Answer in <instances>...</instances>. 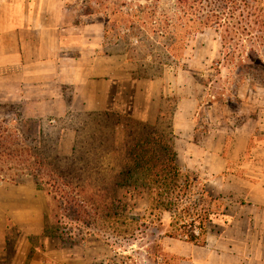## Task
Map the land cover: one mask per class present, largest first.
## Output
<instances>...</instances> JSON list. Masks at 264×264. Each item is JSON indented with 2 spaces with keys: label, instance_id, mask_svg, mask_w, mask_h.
I'll return each mask as SVG.
<instances>
[{
  "label": "crops",
  "instance_id": "0c3cea01",
  "mask_svg": "<svg viewBox=\"0 0 264 264\" xmlns=\"http://www.w3.org/2000/svg\"><path fill=\"white\" fill-rule=\"evenodd\" d=\"M99 16L82 14L77 0H0V84L11 82L5 95L38 98L50 106L44 110L64 115L114 112L148 123L169 119L179 164L178 140L186 139V168L210 183L218 177L213 191L238 199L222 230L209 232L206 245L185 241L184 253L172 252L186 256L182 264H264V135L255 136L258 122L247 119L232 130V140L224 131L196 140L195 82L185 88L184 75L169 72L136 77L128 57L108 49ZM69 132L75 133L63 130L61 145ZM50 214L49 197L35 184L0 182V264H87L47 231Z\"/></svg>",
  "mask_w": 264,
  "mask_h": 264
},
{
  "label": "trees",
  "instance_id": "16d2710c",
  "mask_svg": "<svg viewBox=\"0 0 264 264\" xmlns=\"http://www.w3.org/2000/svg\"><path fill=\"white\" fill-rule=\"evenodd\" d=\"M162 1L77 0V6L84 15L104 17L105 38L110 31L129 29L132 34L121 36L122 40L148 43L141 28L152 30L164 49L161 54L173 61L188 40L183 32L214 28L221 34L227 59L239 58L240 70L259 80L262 77L264 83V0H172L168 8ZM87 115L102 116L96 121L97 131L117 117L112 122L124 129L123 144L115 147L116 152L121 150L119 158L114 160L107 149L100 151L107 139L99 131L89 134L88 125L62 127L53 137V126L42 119H26L23 110L10 107L0 112V182L23 184L29 179L43 190L51 207L47 231L63 241L96 234L92 224L99 220L114 225L127 218L126 194L142 191L152 212L170 214L168 237L206 245L209 222L217 211L192 200L191 177L178 162L171 124L166 133L159 125L129 115ZM66 128L75 132V138L71 154L64 155L60 147ZM201 197L211 204L218 201L206 190ZM72 230H77L76 236Z\"/></svg>",
  "mask_w": 264,
  "mask_h": 264
},
{
  "label": "rangeland",
  "instance_id": "374dc122",
  "mask_svg": "<svg viewBox=\"0 0 264 264\" xmlns=\"http://www.w3.org/2000/svg\"><path fill=\"white\" fill-rule=\"evenodd\" d=\"M171 4L172 0L162 1L164 8H168ZM99 17L104 22V17L101 15ZM141 29V33H146L150 42L141 43L135 38H132L131 41H124L121 36L130 34L131 31L121 29L110 31L108 37L105 38V44L115 54L128 57L129 65L136 77H159L161 74L169 72L170 74H183L185 82L182 80L181 83L185 88L187 85L190 86L192 81L195 82L193 91L200 95V104L195 112L196 140H202L207 135L216 136L219 131L228 133L229 140H232L234 135L231 134L232 130L241 127L249 118H253V123L258 122L255 136L258 139L262 138L264 135L263 78L256 79L252 74L240 70L239 58L233 61L227 59L220 32L214 28L203 29L195 33L183 32L182 35H187L188 40L180 48L179 59L173 61L161 54L164 49L159 47L161 43H158V34L152 30H146V28ZM136 31L138 32V30ZM152 42L156 45H152ZM249 62H252L251 59ZM253 64L256 65V63ZM184 73H187L188 77ZM0 86V104L5 106L0 108V112L4 113L10 107L16 111L23 110L26 119H42L44 123L53 126L55 132L53 137L62 127L74 126L81 129L84 125H88L89 134L97 131L96 121L102 116L89 117L86 112H70L64 115L61 112L46 111L44 109L50 106L47 103L40 104L39 102L42 101H39L38 98L18 100L8 93L5 95L7 91H10V80L3 81ZM183 93L185 94L186 90ZM166 107L170 114L174 108V101H171ZM115 118L117 117H111L106 128H98L99 134L107 139L105 148L101 147L100 151L104 153L107 149L106 152L113 155L114 160L121 156V150L116 152L115 147L120 148L124 140L123 127L116 126L112 122ZM51 119H56V121L51 122ZM150 124L159 125L161 130L168 133L170 120H163L161 124H158L157 121ZM74 134L72 132H69V136L67 134L65 138L67 142L64 141L63 148L62 145L60 147L62 154H71L74 142L68 143V141L73 140ZM229 140L227 147L228 151H231L232 144ZM177 145L183 171L189 173L191 177L192 200L206 208L211 206L214 211H217L212 222H209V226L211 232H220L228 219L230 210L238 199L233 193L224 194L213 191V187L218 186V177H212L210 183L208 177L188 170L186 168L188 159L186 139L178 140ZM66 148H69L70 153L65 152L68 151ZM193 177L196 178L193 179ZM32 183L29 179L25 180V184L31 185ZM203 190L208 191L218 201L211 204L209 200L202 198ZM126 196L124 202L128 206L127 214L129 216L127 218L121 219L114 225L102 220L94 222L92 228L96 227V234L89 235L84 240H80L79 237L72 238L73 240L66 239L64 246L76 249V253L82 255V260L87 264H182L186 256L174 254L172 249L184 253L187 243L181 238L167 236L166 233L170 229V214L158 213L157 216L156 212H152L148 206L145 192L131 191V194H126ZM66 227L68 228L70 225L64 226V228ZM76 231L72 230L71 235L75 233L76 236Z\"/></svg>",
  "mask_w": 264,
  "mask_h": 264
}]
</instances>
